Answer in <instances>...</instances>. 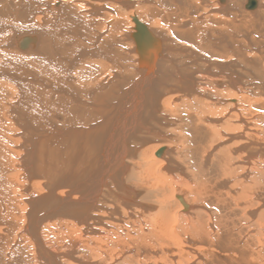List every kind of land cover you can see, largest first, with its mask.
I'll use <instances>...</instances> for the list:
<instances>
[{
    "label": "bare ground",
    "instance_id": "obj_1",
    "mask_svg": "<svg viewBox=\"0 0 264 264\" xmlns=\"http://www.w3.org/2000/svg\"><path fill=\"white\" fill-rule=\"evenodd\" d=\"M67 263L264 264V0H0V264Z\"/></svg>",
    "mask_w": 264,
    "mask_h": 264
},
{
    "label": "rangeland",
    "instance_id": "obj_2",
    "mask_svg": "<svg viewBox=\"0 0 264 264\" xmlns=\"http://www.w3.org/2000/svg\"><path fill=\"white\" fill-rule=\"evenodd\" d=\"M70 262H72V261H69V263H70ZM97 262H101V261H97ZM69 263H67V264H69ZM71 264H72V263H71Z\"/></svg>",
    "mask_w": 264,
    "mask_h": 264
}]
</instances>
